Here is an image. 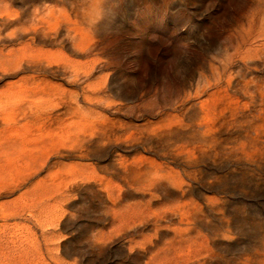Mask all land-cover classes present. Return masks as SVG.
I'll return each instance as SVG.
<instances>
[{
    "label": "rangeland",
    "instance_id": "1",
    "mask_svg": "<svg viewBox=\"0 0 264 264\" xmlns=\"http://www.w3.org/2000/svg\"><path fill=\"white\" fill-rule=\"evenodd\" d=\"M0 264H264V0H0Z\"/></svg>",
    "mask_w": 264,
    "mask_h": 264
}]
</instances>
